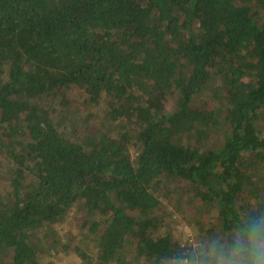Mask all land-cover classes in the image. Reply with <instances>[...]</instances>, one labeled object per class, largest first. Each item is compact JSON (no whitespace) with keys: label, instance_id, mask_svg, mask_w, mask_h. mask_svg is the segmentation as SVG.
<instances>
[{"label":"trees","instance_id":"trees-1","mask_svg":"<svg viewBox=\"0 0 264 264\" xmlns=\"http://www.w3.org/2000/svg\"><path fill=\"white\" fill-rule=\"evenodd\" d=\"M253 244L264 0H0V264H252Z\"/></svg>","mask_w":264,"mask_h":264},{"label":"rangeland","instance_id":"rangeland-1","mask_svg":"<svg viewBox=\"0 0 264 264\" xmlns=\"http://www.w3.org/2000/svg\"><path fill=\"white\" fill-rule=\"evenodd\" d=\"M169 209H172L171 205L168 203L164 204V210H169ZM174 215L178 216L176 217V219H178L179 217L182 218L180 212L175 211ZM165 224H166L165 227L168 230H170L174 234L175 238H177L178 240L180 238L182 239V232L184 234V229L185 227L188 226L184 220L181 221L180 223H175L174 221L168 219ZM181 224H183V227H181ZM57 230L61 234V237L64 242H67L69 240H71L70 243L80 241L78 228L75 225L74 219H72L71 217H69V219L63 224L58 225ZM55 264H83V263L80 262L73 253L64 254L62 252H59L55 256Z\"/></svg>","mask_w":264,"mask_h":264},{"label":"built area","instance_id":"built-area-1","mask_svg":"<svg viewBox=\"0 0 264 264\" xmlns=\"http://www.w3.org/2000/svg\"><path fill=\"white\" fill-rule=\"evenodd\" d=\"M183 238L180 241V246L183 248L184 246H188L187 251H194L195 248L198 246V242L194 240L192 237V234L190 230L185 228ZM165 264H204L201 262H192L188 257H182V258H173L171 260H168Z\"/></svg>","mask_w":264,"mask_h":264},{"label":"clouds","instance_id":"clouds-1","mask_svg":"<svg viewBox=\"0 0 264 264\" xmlns=\"http://www.w3.org/2000/svg\"><path fill=\"white\" fill-rule=\"evenodd\" d=\"M253 253L255 254V259H253L252 264H264V260L261 259V253L256 251V245L252 246Z\"/></svg>","mask_w":264,"mask_h":264}]
</instances>
